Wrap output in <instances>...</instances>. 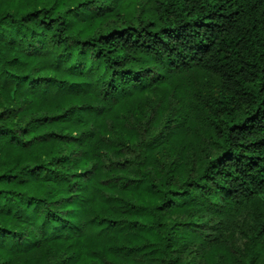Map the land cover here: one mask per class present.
<instances>
[{
	"label": "trees",
	"instance_id": "16d2710c",
	"mask_svg": "<svg viewBox=\"0 0 264 264\" xmlns=\"http://www.w3.org/2000/svg\"><path fill=\"white\" fill-rule=\"evenodd\" d=\"M93 2L0 0V264H264V0ZM166 89V161L122 173L97 105Z\"/></svg>",
	"mask_w": 264,
	"mask_h": 264
},
{
	"label": "rangeland",
	"instance_id": "374dc122",
	"mask_svg": "<svg viewBox=\"0 0 264 264\" xmlns=\"http://www.w3.org/2000/svg\"><path fill=\"white\" fill-rule=\"evenodd\" d=\"M117 1L118 0H94L93 4L89 6H93V9H107L111 8L114 4H116ZM172 95L173 94L171 90H167L166 99H155L149 94L139 95L129 101L125 107L111 105L112 103H101L97 105L98 111L106 109L108 112H110V107H112L113 110H111V112H117L119 120L124 122V125L130 131V133L125 131V136L127 137L125 140L128 143V147H122L121 153H112L111 155L113 162L125 160L123 161V164L124 167H127V169L122 173H126L127 175L131 176L134 173L133 161H136L141 157L145 160L148 159V163L153 165H157V163H152L150 160H156V162L166 161V157L168 155L167 152L162 151V148H152V144L154 142L160 141L161 139H167L169 134L168 131H170L171 127L166 129V127H163V125L166 122V116L169 112V108H173L176 104V101ZM145 112H149L148 117L146 116ZM177 113V109H174V112L171 115V118H173L171 124H173V120L178 117L176 115ZM162 128L164 132H160ZM194 141L195 142L192 147L181 149L174 156L175 159L189 161L194 168H197V166L200 164V161L206 159L207 154L213 153V149L210 148L205 139L201 138V136H197ZM66 146V144H63V147ZM66 149L70 150V147L68 146ZM126 160H129L130 163ZM108 164L109 161L106 162V166H108ZM117 167L119 169L121 168L119 165ZM218 222H220L219 219L217 220L204 213H201L194 216L192 228L195 229L196 232L200 233L201 237L204 238L215 231ZM203 247L204 244L201 243V246L197 248V251L184 254L185 264L202 263L203 259L199 254L202 252ZM218 256L219 255H216V258H218Z\"/></svg>",
	"mask_w": 264,
	"mask_h": 264
}]
</instances>
